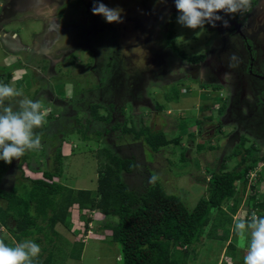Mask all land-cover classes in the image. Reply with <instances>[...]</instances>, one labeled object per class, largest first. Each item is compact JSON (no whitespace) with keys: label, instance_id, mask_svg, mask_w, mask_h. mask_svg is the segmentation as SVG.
<instances>
[{"label":"rangeland","instance_id":"1","mask_svg":"<svg viewBox=\"0 0 264 264\" xmlns=\"http://www.w3.org/2000/svg\"><path fill=\"white\" fill-rule=\"evenodd\" d=\"M100 2L109 8L123 9V23L111 24L117 29L111 39L104 37L106 34L103 30L97 32L103 38L93 44L96 49L94 54L90 49H83L81 43L83 35L89 38L93 34L82 32L83 29L79 27L88 26L91 20V11L87 7L89 0L52 2L50 9L58 8L59 22L68 29L61 33L62 44L56 45L59 49L52 46L57 52L52 54L55 61L51 62V59L44 57L37 61L36 65L41 64L42 71L38 74L40 70L34 67V62L31 60L25 64V58L29 56L28 49L31 53L32 49H39V41L36 46L32 45L44 32L45 23L30 15H23L24 10L20 7L14 8L16 16L8 14L7 21V17L2 18V15L8 11V0H0V29L16 31L21 42L27 45L14 54V45L0 40V82L10 84L22 93L21 97L13 98L12 103L24 97L39 100L47 113L44 125L34 130L41 136V146L26 152L19 160H13L10 168L1 176L0 188H19L22 182L28 183L27 177H36L38 171L54 169L56 152L60 148L63 165L58 180L68 187L89 189L95 193L97 178L104 171L105 165H112L105 154L100 153L107 149L112 155L134 163L133 172H122L126 182H148L149 173H153L167 191L179 196L187 207L192 208L199 200L207 198L208 179L213 171L226 172L239 167L240 158L249 146L256 148L253 154L264 153V35H258L255 44L251 46L252 56L257 60L253 66L247 51L242 52V57L236 53L237 61H231L235 55L232 51L225 52L222 60L214 59L217 65L221 61L227 63L226 69L233 74L228 84L221 87L223 97L215 99L214 95L211 96L212 92L197 93L196 90L202 86V89L209 87V90L212 87L195 71L196 65L190 66L194 70L193 77H186L188 70L185 69L183 75L174 78L173 82L155 78L149 68L158 65L141 46L144 39L141 32L137 33L136 27L143 25L145 31L155 22L159 28L155 46L167 51L171 62L180 56L184 63L187 59L168 45V39L186 56L204 54L206 51L207 56H210L207 46L214 41L212 38H216V31L207 29V26L196 30L182 27L177 23V13L169 9V0ZM145 5L151 12H145ZM257 5L264 10V0H252V8L237 14V19L244 21ZM131 21L134 23L129 24ZM261 22H264V11L258 15L255 24ZM51 34H55L53 30ZM47 40L48 36L41 38L40 43ZM218 43H221L220 40ZM60 48L63 49L60 51ZM65 49L70 51L60 58V53ZM73 49L75 52L81 50L80 59L72 54ZM241 49L246 48L237 47V52ZM98 54L101 55L100 60ZM16 60L22 62L21 67L13 62ZM230 62L235 63L236 67L229 68ZM177 64L179 62L174 65ZM196 67L199 70V66ZM160 68L162 72L167 71L168 61ZM8 70L11 74L15 70L16 75L7 76ZM167 74L170 77L172 72L168 71ZM212 83L215 85L221 82L213 80ZM110 103L114 104L115 109L109 106ZM198 105H201L202 111L198 110ZM93 106L102 117L112 110V120L95 119ZM213 106H221L222 110L212 112ZM187 110L191 112L190 117H186ZM115 121L135 130L146 127L151 132L161 131L167 143L159 146L158 151H152L142 136L134 138L132 133L114 130ZM80 128L86 130L87 139L82 138L78 132ZM241 136L245 137L243 146L239 145ZM174 138H177V142L172 141ZM234 149L237 150L236 155L233 154ZM254 182L256 192L259 189V193H264V162L255 165L245 177L244 183H235V198L230 197L221 204L222 215L217 208H212V222L206 226L205 236L194 247L196 256L189 257L188 264H244L246 249L238 247L237 237L232 231L233 217H244L247 210L244 202ZM233 204L235 209L231 210ZM0 206H5L1 198ZM88 222H95V227L101 229L108 236L107 239L102 242L87 239V231L91 228ZM116 222V216L104 215L96 209L91 212L87 208H71L66 225L57 223L54 226L57 236H51L54 238L53 243L44 244L42 233L33 236L40 239L39 261H43L48 251H51V264H121L117 259L121 256V246L110 238L111 230L107 228ZM214 222H219L220 227H214ZM224 235H228L232 246H227V240H223ZM3 237L7 238L9 234L2 227L0 238ZM79 242L86 244L82 263H79L80 257L69 256L71 251L76 253L79 250L76 244ZM14 244L11 242L12 246Z\"/></svg>","mask_w":264,"mask_h":264},{"label":"trees","instance_id":"2","mask_svg":"<svg viewBox=\"0 0 264 264\" xmlns=\"http://www.w3.org/2000/svg\"><path fill=\"white\" fill-rule=\"evenodd\" d=\"M167 43L190 62L198 63L204 57L202 54L186 56L170 38ZM109 106L115 109L114 104L110 103ZM221 106L218 110H222ZM92 109L95 119L112 120V110L102 117L95 112L94 106ZM119 111L121 112V109ZM113 129L132 133L134 138L142 136L152 151H158L159 146L167 143L161 131L151 132L146 127L135 130L115 121ZM78 132L82 138H88L85 129L80 128ZM172 141L177 142V138ZM244 142L245 137L241 136L239 145L243 146ZM254 150L256 148L253 145L244 150L239 167L226 172L213 171L208 179L207 198L199 200L189 208L179 196L167 191L158 178L154 184L150 183V178L155 176L153 173H149L148 182H126L122 172H133L134 163L112 155L107 149L100 153L105 154L112 165H105L104 171L97 178L95 193L89 189L68 187L58 180L63 165L58 148L54 169L38 171L36 177H27L28 183L22 182L19 188H0V198L5 201V206H0V228L3 227L9 234V237L0 239L10 246L11 242L19 243L28 238L38 244L39 237L33 236L42 233L44 244L53 243L54 238L51 236H57L54 226L57 223L66 225L70 209L75 205L79 210L96 209L104 215L117 217V222L107 228L111 230V239L121 246V264H188L189 257L196 256L194 247L201 241V237L205 236L206 226L212 222V208H217L221 213V204L230 197L235 198V183H244L245 177L255 165L264 162V153L253 154ZM233 154H237L236 149ZM10 166L11 164L0 161V180ZM255 182L250 186L252 193L249 192L244 202L245 207L247 210L252 207L258 212V216H264V193H259V189L256 192ZM235 202L236 199L233 203ZM234 204L231 210L235 209ZM246 213L242 219L249 218ZM213 225L220 227L219 222H214ZM223 240H227V246H232L228 235H224ZM76 244L79 250L76 253L71 251V258L80 256L83 243ZM46 248L43 246L44 250H47ZM52 256L51 251H48L43 261H39L38 257L33 264H51Z\"/></svg>","mask_w":264,"mask_h":264},{"label":"clouds","instance_id":"3","mask_svg":"<svg viewBox=\"0 0 264 264\" xmlns=\"http://www.w3.org/2000/svg\"><path fill=\"white\" fill-rule=\"evenodd\" d=\"M174 3L177 9L175 12L177 23L191 30L203 29L205 25L215 28L218 21L222 22L224 27H230L225 16L235 18L237 14L248 11L252 6V0H174ZM91 11L94 15L102 16L109 24L123 23V9L109 8L100 0H96ZM169 20L172 21V18L170 17ZM133 23L129 22V24ZM154 23L148 29L153 27ZM116 32L117 29L114 27L113 34ZM141 36L144 39L141 46L146 48L148 34L141 32ZM96 38L98 41L102 40L98 34ZM100 58L101 55L98 54V59ZM237 59L233 54L231 61H237ZM228 67L234 68L236 64L230 62ZM8 74L10 73H7V76ZM155 78L160 80L157 76ZM140 87L142 88L141 83ZM21 96L22 93L13 86L0 82V161L9 165L14 159L19 160L26 152L39 149L41 136L34 130L42 127L46 122L47 113L39 100L24 97L12 103L13 98ZM186 114V117H190L191 112L187 111ZM156 180L157 177L152 176L149 182L154 184ZM232 231L237 237L238 247L246 249L243 257L244 264H264V216H258L253 211L249 218L233 217ZM40 253L39 244L32 240H25L10 246L0 239V264H33ZM117 259L122 262L123 256Z\"/></svg>","mask_w":264,"mask_h":264},{"label":"crops","instance_id":"4","mask_svg":"<svg viewBox=\"0 0 264 264\" xmlns=\"http://www.w3.org/2000/svg\"><path fill=\"white\" fill-rule=\"evenodd\" d=\"M51 1L52 0H45L44 2L40 3V5H39V4L36 3L37 2L36 0H32L31 3L25 4L23 6H20V8H23V10H24L22 12L23 15H30V16L34 17V19H40L41 21H43L45 23V28L47 26H51L52 25V27L55 29L56 28L55 24L57 23V18L56 17L58 16V11L59 10H58V8H56L55 10H51L50 9L51 8L50 6L52 5V2H53V1L52 2ZM37 5H39V8L37 7ZM47 7H48V9H47ZM49 9H50V11H49ZM15 11L16 10H12L11 13H10V16H16V14H14ZM5 17H7V16L6 15H2V18H5ZM8 19L9 18H7V21H8ZM52 27H50L49 34H46L47 32L46 33L42 32V34L39 36V38L35 39V42L32 45V47L36 46L35 45L36 42L39 41V49L38 50L32 49L33 50V51L31 50L32 53L28 49V51H29L28 55L29 56H27V58H25V64L26 63H30L31 60H32V62H34L33 63L34 67L36 69L40 70L38 74H41L42 71H41V68H40L41 64L36 65L37 61L38 60L39 61L42 60L43 58H41V57H44V59H51V62H53L54 59L52 57V54L54 52L57 54L56 50L59 49V48L57 49L56 44L58 43L57 45H59L60 44L59 41H61V39H59L60 37H57L56 35H54V37H56L54 39L55 44L50 43L48 45H44V44L40 43L41 38L44 39L45 35H47V36L49 35L51 37L52 34L50 35V31L53 30ZM142 27H143V25L142 26H138L136 31H137V33L143 32V33L148 34V37H149L148 38V44H146V46H145L146 48L145 49L154 58L153 61L156 62L157 65H158L155 68L154 63H152L153 64L152 66H154V67L149 68V70L151 71L152 74H154L155 76L159 77L160 79L163 78V79H167V80L173 82L174 78L177 79V78L181 77L183 75V73L185 72V69H186V70H188V72L186 73V77H193L192 74H194V70H192L190 66H195V65L197 66V63H192V62L187 63L188 60L184 63V61L181 60L182 58H180V56H176V61L175 62L174 61L171 62L172 59L169 58V55H168L167 51L162 50L161 48H158L154 44V41L156 40L157 36L159 35V30H158L159 28H158L157 24L156 25L154 24L153 27H151V28H149V29H147L145 31H144V29H142ZM83 36H84V38L81 39V43L83 44L82 45L83 49H90L91 50V43H89L88 41H85L86 39H89L91 37L87 38V37H85L86 35H83ZM0 40H1V42H3V43L5 42L6 44L8 43L9 45L13 44L14 46H12V50L14 51L13 52L14 54H17L18 50L20 51L22 49H25L26 46H27V45H24L21 42V40L19 39L18 34H17L16 31H6L4 28L0 29ZM61 44H60V46H61ZM53 45L55 46V49H56L55 51H54V48L52 47ZM217 46H218V44H213L212 45V47L216 48V50H217L216 52H217V54L220 57V54L222 52L219 51V47H217ZM62 49L63 48H60V51ZM209 49H210V46L208 45L207 46V50L209 51ZM65 50L66 51L68 50V51L64 52ZM65 50H63L60 53L61 54L60 58H63V56L70 51V49H65ZM79 50L80 49H77V51L75 52L74 49H73L71 51L72 54H74V55H76L78 57V59H80V51H81V50L80 51ZM62 54H63V56H62ZM205 54H206V56L203 57V59H207L208 60L210 58V56H207V51L204 54H202V55L204 56ZM177 58H180V59H177ZM166 61H168V70L165 71V72H162L160 67L163 64H165ZM13 62L17 63L18 66H20V64L22 63V62H19V60H16V61H13ZM176 62H179V65L178 64L174 65ZM60 63L63 64L62 62H60ZM199 64H202L204 67H201V69L197 70V68L195 66V68H196V69L194 68L195 71L197 73L199 72L202 75V77L206 80V82H208V84L211 85L212 89L209 90V87L202 89L203 88V86H202V88H200V89L198 88L196 90L197 93L200 94V93H203V92H208V93L212 92L211 96L214 95L215 99H217V97H220V96H221L220 98H222L223 97L222 96L223 90H222L221 87H225V85L228 84L227 81L233 76V74L226 69V64L227 63H220V65H217V63H215L214 60L211 61L209 59L208 65H204L205 64L204 61H202V63L200 62ZM180 66L182 68H184V70H182ZM168 71L172 72L170 77L167 74ZM8 73H10L9 70H8ZM15 75H16L15 70L13 71L12 74L10 73L11 77H14ZM34 80H36V82L38 81V79H34ZM213 80H217V82L220 81L221 83L220 84L217 83V84L214 85L212 83ZM141 99H138V100H141ZM216 107L217 106H213L211 111L215 112ZM201 109H202L201 105H198V110H201ZM187 111L189 112V110H187ZM260 164H262V163H260ZM73 208H77V207L75 206ZM77 210H79V209L77 208ZM89 224H91L90 225L91 228H89L88 231H90L92 234L89 232V235H88L87 239H91L93 241H100V242H102V241L107 239L108 236H105L101 229L95 227V222H92V223H89ZM86 240H85V242H86ZM85 247H86V244L83 245L82 251L80 253V256H79L80 258L78 259L79 263L83 262L81 260L85 256V254H84Z\"/></svg>","mask_w":264,"mask_h":264},{"label":"flooded vegetation","instance_id":"5","mask_svg":"<svg viewBox=\"0 0 264 264\" xmlns=\"http://www.w3.org/2000/svg\"><path fill=\"white\" fill-rule=\"evenodd\" d=\"M32 0H24L22 1H12V0H8V5H7V13L3 14L8 16V14L11 13L12 10H14V8L20 7L22 4H29L31 3ZM37 4L40 5V3L44 2L45 0H36ZM54 1V0H52ZM51 1V2H52ZM96 2V0H89L88 3V9H90V11L93 8L94 3ZM39 5H37V7L39 8ZM42 5V4H41ZM169 9L170 11H172L173 13L177 12V9L175 7V3L174 0H169ZM252 8V6H251ZM250 8V9H251ZM168 9V11H169ZM261 6L257 5L255 8H253L251 10L250 13L247 14L246 19L244 21H239V19H237V17L235 16V18H232L231 16H225V19H227L230 23V27H224L222 22H217V27L213 28L211 25H205L207 26V29L209 30H214L217 32V36L216 38L212 39V43L213 44H218L219 45V50H222L223 52L219 55L217 54V50L216 48L212 47V43L210 45V49H209V53H210V60L213 61L215 58L216 59H223L225 57L224 53H230L232 51V53H236L239 54L240 57H242V52H246L249 55V61L251 66H253V63L256 62L257 60L252 56L251 53V46H253V44H255V40L257 39L258 35H260L261 33L264 35V22H261L259 24H255V20L258 17V15H260L264 10H261ZM147 11V13L150 11L148 8H146L145 5V12ZM158 12V10H156ZM167 11V9H166ZM151 12V11H150ZM220 15H224V13H220ZM6 18V17H5ZM8 18V17H7ZM57 18V23L55 24V29L51 26H47L44 30V33L49 34V30L50 27L53 28L54 31V35H56L57 37H60L59 39H61V43H62V35L61 33H63V30L68 29V27L64 24H61L59 22V16L56 17ZM90 18L91 20L89 21V25L88 26H79L80 28L83 29L82 32H91V34H93L91 36V38L86 39L85 41H88L89 43H91V50L93 51V53H96V49L95 46L93 45L94 43H96L98 40L97 37V32L99 31H104V33L106 34L104 37H107L108 39L112 38V36L114 34V27L107 23L104 18L102 16H98V15H94L91 11L90 13ZM108 34L110 35L108 37ZM54 35H51V37L48 35V40L44 41V45H48L50 43L55 44L54 39L56 37H54ZM44 37H47V35H45ZM84 37V36H82ZM103 38V37H102ZM220 40L221 43H218V41ZM146 41V39H145ZM60 43V44H61ZM57 45V44H56ZM237 47H245L246 49L243 50H239L237 52ZM254 48V47H253ZM98 53V52H97ZM212 53V54H211ZM63 55V54H62ZM219 57V58H218ZM209 59H202L200 62L202 63V61H204V65H208L209 63ZM222 63V61L220 62ZM199 65V69H201V67H204L202 64H198ZM197 68V67H196ZM200 74V73H199Z\"/></svg>","mask_w":264,"mask_h":264},{"label":"built area","instance_id":"6","mask_svg":"<svg viewBox=\"0 0 264 264\" xmlns=\"http://www.w3.org/2000/svg\"><path fill=\"white\" fill-rule=\"evenodd\" d=\"M248 210H249V211H248ZM248 210H247V212H248V216H249V217H250V215H251V213H252L253 211H255V212L257 213V215H258V212H257L256 210L252 209V207H249Z\"/></svg>","mask_w":264,"mask_h":264}]
</instances>
